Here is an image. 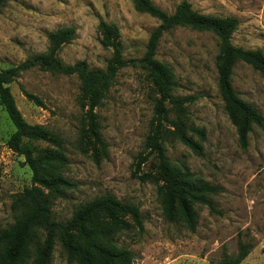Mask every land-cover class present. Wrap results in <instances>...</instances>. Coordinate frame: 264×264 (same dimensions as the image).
<instances>
[{"label": "rangeland", "instance_id": "1", "mask_svg": "<svg viewBox=\"0 0 264 264\" xmlns=\"http://www.w3.org/2000/svg\"><path fill=\"white\" fill-rule=\"evenodd\" d=\"M152 1L173 13L184 0ZM185 1L202 14L236 17L239 25L232 34L233 44L264 52V0ZM102 20L117 25L126 59L143 56L159 24L137 10L134 0H10L0 10V69L47 53L50 35L67 27L75 30L74 37L57 57L65 64L85 60L90 68L104 69L112 49L103 45ZM218 53L212 32L179 26L164 33L156 55L174 75V94L192 98L186 103L187 124L206 134L200 155L166 133V155L174 168L188 171L192 180L222 189L208 196L221 214L194 202L195 229L178 207L172 216L166 213L163 182L153 158L137 167L153 116L154 92L145 70L132 65L120 69L96 108L105 147L88 134V100L77 75L34 67L9 84L24 119L43 125L63 141L62 151L69 160L63 173L76 186L54 201L57 220L67 221L79 206L109 194L138 207L142 218L140 231L130 216H122L126 228L115 234L117 246L132 252L131 264H222L238 253L240 241L251 246L241 264H264V127L255 125L247 147L240 146L238 128L229 119L219 91ZM232 83L264 118V75L240 61ZM24 90L38 96L43 105L29 100ZM169 117L178 118L172 106ZM14 131L0 102V233L19 217L12 208L15 196L32 186V171L24 156L8 146ZM33 144L44 152L59 149L46 141ZM6 254L7 247L1 244L0 264H9ZM50 264L78 263L68 261L57 240Z\"/></svg>", "mask_w": 264, "mask_h": 264}, {"label": "trees", "instance_id": "2", "mask_svg": "<svg viewBox=\"0 0 264 264\" xmlns=\"http://www.w3.org/2000/svg\"><path fill=\"white\" fill-rule=\"evenodd\" d=\"M8 1L10 0H0V10ZM134 5L137 10L146 12L159 21L149 36L141 58L126 59L122 53L117 25L102 20L99 28L103 45L112 49V57L104 69L90 68L85 60L65 64L57 57L59 49L74 37L75 30L71 27L58 29L50 35V48L47 53L28 57L18 65L0 69V102L15 127L8 146L24 156V163L32 171V186L19 192L12 202L13 210L19 214L18 219L0 233V245L7 247L6 259L9 264H27L30 260L29 264H50L57 240L66 250L70 263L131 264L132 252L118 247L115 243V234L126 228L122 216H130L138 229L143 230L138 207L109 194L79 206L67 221L55 218L54 201L64 197L65 192L76 184L63 173L69 160L62 151V139L43 125L29 124L16 105L9 84L22 72L38 67L44 71L77 75L88 100V134L105 147L96 108L114 85L120 69L132 65L145 70L154 92L153 116L144 143V153L137 157V167L139 169L153 158L163 182L166 213L172 216L178 207L191 229L196 226L194 202L207 205L212 213H222L208 199L209 195L222 189L192 180L188 171L174 168L166 155L163 145L166 133L171 132L175 138L200 155L203 153L202 141L206 139V134L203 129L187 124L186 103L192 98L174 94V75L167 65L156 58L164 33L179 26L212 32L219 47L216 58L219 91L229 119L238 128L240 146L247 147L248 135L255 125L264 127L261 113L239 96L232 83L234 67L240 61L264 75V52L260 49L235 46L232 42V34L239 25L236 17L202 14L193 10L191 4L185 0L173 13L161 9L152 0H134ZM24 94L34 103L43 105L38 96L25 90ZM170 106L178 113L176 120L169 117ZM35 141H46L59 149L44 152L35 147ZM32 248L35 249L34 255L31 254ZM250 248L249 244L240 241L238 253L223 260L222 264H241L248 256Z\"/></svg>", "mask_w": 264, "mask_h": 264}]
</instances>
